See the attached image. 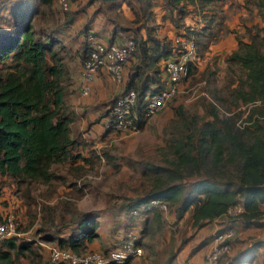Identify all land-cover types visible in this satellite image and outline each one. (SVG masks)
I'll list each match as a JSON object with an SVG mask.
<instances>
[{
	"label": "trees",
	"instance_id": "obj_1",
	"mask_svg": "<svg viewBox=\"0 0 264 264\" xmlns=\"http://www.w3.org/2000/svg\"><path fill=\"white\" fill-rule=\"evenodd\" d=\"M118 1L121 11L127 9L129 16H122L126 23L113 20L112 23L134 41L130 57L122 64V86L135 91L136 105H139L140 95L146 89L154 90L149 84L161 78L158 61L171 52V36L156 35L155 25L149 21L152 1L145 0L142 4V0H136L137 8L131 0ZM212 1L162 0L165 11L161 17L167 19L176 32L192 34L197 50L198 44L205 49L215 38L212 26L217 21L213 10L208 12L202 7ZM242 4L248 12L256 13L262 24L243 25L245 36L235 34V47L223 54L224 90L216 98L226 103V113L219 114L212 103L204 104L202 99L209 115L206 118L187 112L181 104L174 106L170 126L164 129L159 145L162 159L157 163L144 160L142 174L148 187L143 194L122 197V207L127 211L134 213L133 209L140 202L156 198L170 205L177 218L187 212L191 226L224 214L227 222L217 230L233 226V221L264 228V0H242ZM5 8L6 12L0 13V178L21 183L20 194L27 207H31L35 196L30 195L28 184L33 181L47 184L43 193L47 198L55 191L52 179L65 182L69 178L66 184H73L84 164H92L100 156L91 148L88 155L74 151L78 141L72 134V124L77 112L67 102L71 89L66 63L71 54L58 37L62 21L57 17L61 10L54 9L53 0H7ZM201 9L199 15L203 23L200 25L184 20L185 15L194 16L195 11ZM71 13L68 8L64 10L62 20H67ZM90 47L91 43H86L76 52L80 70ZM195 67L196 64L189 61L188 74ZM243 111L245 115L240 117ZM101 114H97L96 120ZM143 118L138 109L135 125L139 126ZM103 119L104 116L101 121ZM178 126L179 130H175ZM77 158L80 160L75 161ZM60 165H65L68 175L59 170ZM190 176L194 179L187 187L184 178ZM235 202H241L242 209L235 214L226 213V207ZM57 206L68 209L70 204L61 197L53 204L47 199L39 204L46 212V220L55 228L54 245L75 252L85 251L87 242L97 235V221L88 210L81 211L69 221L67 233L60 234V223L53 220L51 212ZM138 210L150 211L157 219L160 217L157 204ZM33 242L15 233L2 237L0 264H12L13 258L33 251ZM117 242L104 246L100 252L108 254ZM260 242L261 239H254L250 246ZM236 255L229 257V261ZM132 256L128 255L122 262ZM162 262L186 264L169 255ZM112 263L118 262L103 264Z\"/></svg>",
	"mask_w": 264,
	"mask_h": 264
},
{
	"label": "rangeland",
	"instance_id": "obj_2",
	"mask_svg": "<svg viewBox=\"0 0 264 264\" xmlns=\"http://www.w3.org/2000/svg\"><path fill=\"white\" fill-rule=\"evenodd\" d=\"M131 1L134 8H137L138 2ZM150 1L153 2V7L149 21L155 25V31L157 29L159 36L170 37L171 34L180 33L176 32V28L167 19L161 17L165 11L162 0ZM144 2L145 0H142V4ZM93 3L101 12L108 11L114 22L126 23L122 18L124 14L120 8V1L94 0ZM202 9L214 11L213 15L217 22L212 26V30L215 32V38L205 49L198 44L195 69L184 78L178 92L161 109L144 116L139 126L124 130L113 127L105 130L101 121L102 116L99 115L96 120L100 109L96 110L97 113L89 115L86 109L79 112L72 124V134L78 141L74 151L88 155V149L91 148L99 153L100 159L92 164L85 163L73 184H66L69 178L65 182L52 179L55 191L46 198L43 193L47 184L33 181L27 185L30 195L35 196L34 201H31L33 206L27 207L24 197L20 194L23 185L10 182L9 178H0V218L8 215L12 219L13 233L34 241V250L17 259L13 258L12 264H63L51 263L48 260L47 247L56 244V237L53 232L55 228L45 218L46 212L39 207L43 199L53 204L56 198L61 197L70 204L68 209H64L63 206L51 209L53 220L60 223L58 226L60 234L67 233L70 228L69 221L81 211L88 210L91 213L97 221V235L87 242L85 250H100L127 237L139 243L141 248L139 254L124 262L112 264H164L162 259L166 255L174 256L177 261H181L185 255L184 250L189 247L186 243L193 230L197 232V236H213L214 231L223 226L221 221L217 228H213V222L217 220H210L199 228L193 227L187 220V212L184 213L185 216L177 218L172 207L166 204L164 207L158 205L160 207L158 219L150 211L136 209V212L132 213L122 207L123 196H136L146 191L148 186L142 174V165L144 160L157 163L162 159L159 145L163 141L164 129L170 126L169 120L173 117L174 106L181 104L187 112L206 118L209 115L206 114L204 104L208 102L214 105L219 114L226 113V103L216 98V95H222L224 90L223 54L235 47V34L245 36L243 25L255 22L262 24L256 13L245 9L242 0H213L203 4ZM202 9L195 11L194 16L199 17L198 21L191 17L193 21L189 22V16L186 15V22H195V26L203 23L199 15ZM139 15L143 17L142 14ZM244 115L243 111L240 117ZM179 128L180 126L175 130ZM78 160L80 159H75ZM59 170L68 175L65 165H60ZM193 179L194 176L184 178L187 187ZM30 213L33 214L29 216ZM263 236L264 228H249L240 233L236 229L233 237L250 242ZM231 248L232 246L224 254H228Z\"/></svg>",
	"mask_w": 264,
	"mask_h": 264
},
{
	"label": "built area",
	"instance_id": "obj_3",
	"mask_svg": "<svg viewBox=\"0 0 264 264\" xmlns=\"http://www.w3.org/2000/svg\"><path fill=\"white\" fill-rule=\"evenodd\" d=\"M60 10L69 7V0H55ZM92 35L91 32H86ZM171 52L161 57L158 61L161 78L158 82L149 86L154 90L146 89L141 95L139 105H136V94L132 88H123L122 64L130 57L134 49V41L131 36H125L120 42L93 41L90 49L81 63L82 80L79 91L88 92L89 82L96 74L97 69L103 70L109 80L118 88L110 95L106 104V112L103 115V125L117 129L137 127L135 119L138 109L142 116L151 115L163 107L179 90L180 83L188 75V62L196 63L197 48L192 34L174 33L171 36ZM157 204L164 207V202L156 198L139 203V208H146ZM133 209V212H136ZM242 209L241 202H235L226 207V213L235 214ZM13 233L12 219L6 215L0 220V239ZM235 234V227L226 226L213 233V244L205 252L204 258L207 264H216L217 258L227 252L231 247V239ZM48 259L52 262L63 264H103L104 262H122L128 255H136L141 251L140 245L133 238L127 237L119 240L104 255L100 250L90 249L83 252L61 248L56 245H48Z\"/></svg>",
	"mask_w": 264,
	"mask_h": 264
},
{
	"label": "crops",
	"instance_id": "obj_4",
	"mask_svg": "<svg viewBox=\"0 0 264 264\" xmlns=\"http://www.w3.org/2000/svg\"><path fill=\"white\" fill-rule=\"evenodd\" d=\"M6 4L7 0H0V13L6 12ZM93 4V2H89L88 0H69L70 7L68 10L72 13L69 14L65 21L62 20L63 12L59 11V16L57 17L60 22L62 21L60 24L61 32L58 37L71 54L70 59L67 60L66 63L70 74L71 89L67 102L75 109L77 116L82 109H86L88 115L100 109L102 113L101 116L104 115L110 95L116 92L118 85L111 82L103 70H99L90 80L88 92L85 94L81 93L79 89L82 75L80 70V59L76 52H79L81 45H85L86 43H92L93 41L120 42L127 35L114 26L111 19L112 16H110L109 13H102L96 8V5ZM53 6L55 9L58 8L55 0H53ZM122 12L124 15L127 14L129 16V11L127 9L122 8ZM187 16H189V22L193 21L191 17L196 21L199 20V17L194 18V16L190 14ZM186 18L185 15V21H187ZM191 24H195V22ZM112 27L113 33H110ZM86 32H91L92 35L89 36ZM156 35H159L157 29ZM211 220H217V222H213V228H217V226L221 224V221L222 224L227 222L224 214ZM205 222H203V224ZM203 224L193 227L199 228ZM232 224L235 226L238 233L249 228H263L261 226H243L237 221H233ZM196 233L197 232L193 230L191 237L188 238L189 240L187 239L186 245L191 247L184 250L185 255L182 260L178 262H185L186 264H207L204 259V254L213 244V236H197ZM255 239H261L260 244L257 246H250L251 241L254 239L250 242H246L241 239H234L233 237L231 239V251L228 254L219 255L216 264H264V236L263 238ZM234 254H237L236 257L229 261V257H232Z\"/></svg>",
	"mask_w": 264,
	"mask_h": 264
},
{
	"label": "water",
	"instance_id": "obj_5",
	"mask_svg": "<svg viewBox=\"0 0 264 264\" xmlns=\"http://www.w3.org/2000/svg\"><path fill=\"white\" fill-rule=\"evenodd\" d=\"M263 187H264V183H263V185H262Z\"/></svg>",
	"mask_w": 264,
	"mask_h": 264
}]
</instances>
